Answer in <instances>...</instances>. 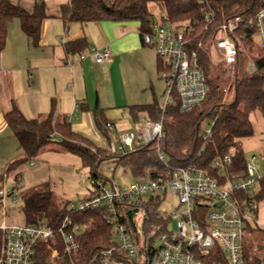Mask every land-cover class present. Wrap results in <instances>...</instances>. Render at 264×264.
Instances as JSON below:
<instances>
[{
	"label": "trees",
	"instance_id": "obj_1",
	"mask_svg": "<svg viewBox=\"0 0 264 264\" xmlns=\"http://www.w3.org/2000/svg\"><path fill=\"white\" fill-rule=\"evenodd\" d=\"M155 3L163 12L161 21L176 26L193 24L196 26L195 44L201 40L209 44L212 35L218 27L230 18L239 16L241 28L238 35L241 42L238 45V60L234 75L220 81L213 71L211 58L204 48H198L199 62L210 84L206 99L190 111H182L178 94L173 92V100L163 110L157 101L144 104H133L127 107L134 120L140 113H146L151 121L162 118L165 135L160 140H152L139 146L128 154L112 153L101 148L91 139L73 130L71 122L65 115L57 114L54 105L50 111L35 118H26L13 103L5 112V120L19 143V148L27 157H34L42 152L48 143L56 142L60 148L78 155L83 166L89 169V177L108 178L99 171L103 161H110L126 168L133 179L158 178L169 174L159 153L171 165L194 163L205 168L212 176L224 180L225 174L232 176L242 171L246 166V154L241 139L254 135L255 129L251 114L260 111L264 118V49L254 58L256 68L250 72L247 69L248 56L244 49L252 52V35L255 32L254 17L264 7V0H66L60 6L59 17L66 28L71 23L81 24L103 20L128 22L137 21L142 36L152 30L155 17L149 9V3ZM212 9L215 13L213 23L205 29L204 10ZM49 16L45 0H34L30 9L13 0H0V52L5 47L8 26L11 21L18 19L23 32L33 45H38L44 20ZM87 46L85 38L75 39L66 44L68 51H81ZM158 69L164 71V65L158 60ZM227 87L225 91L224 88ZM95 124L102 133L107 134L108 122L105 109L94 107ZM208 120L211 124V135L205 148L202 123ZM56 136L58 138H56ZM233 152V163L225 170L212 165L213 159ZM2 178L0 179V182ZM93 190L89 189L79 200L88 199ZM243 196H246L243 194ZM19 205L23 217L22 224L39 223L47 220L51 225L59 224L66 216L77 222H88L89 228L79 237L81 249L76 254H68L60 249L61 264H101L96 253L112 244V228L107 222L104 209L75 211L66 202L57 205L54 192L49 182H42L19 191ZM258 203L264 200V183L256 194ZM161 200L147 198L131 203L127 208L129 228L135 231L136 239L152 233V239L158 233L166 230V223L156 214ZM5 206L0 203V209ZM12 207V206H10ZM8 206V208H10ZM144 210L142 224L143 236L135 224V213ZM257 212L252 213V219L247 221V234L243 241L242 264H264V255L258 249L264 245L252 247L246 242L247 236L259 230H264L257 223ZM8 213L0 216L5 217ZM152 231V232H151ZM148 239V238H147ZM2 233L0 231V258L2 255ZM151 240V239H150ZM36 260L39 264H49L50 250L46 243L40 241L36 245Z\"/></svg>",
	"mask_w": 264,
	"mask_h": 264
},
{
	"label": "built area",
	"instance_id": "obj_2",
	"mask_svg": "<svg viewBox=\"0 0 264 264\" xmlns=\"http://www.w3.org/2000/svg\"><path fill=\"white\" fill-rule=\"evenodd\" d=\"M214 18L212 9L204 10L205 29L213 23ZM254 24L253 44L264 49V7L256 13ZM240 28L241 18H230L218 27L209 44L204 45L201 40L195 44L198 35L195 37L197 28L193 24L176 26L154 21L152 30L142 34V41L155 50L165 68L162 72L167 84L163 110L172 102L173 92L178 94L182 111H190L206 99L210 84L200 65L198 48H204L213 62L229 72H235L237 42H241L237 33ZM89 52L97 63L112 56L108 46H91ZM257 56H249L247 69L250 72L256 68L254 58ZM140 120L146 124L143 130H118L113 122H108L112 139L106 149L124 155L165 135L162 118L157 121ZM210 135L211 126L204 133L202 150ZM262 153L252 152L246 159L245 169L232 176L224 171V180L212 176L205 168L194 163L171 165L159 153L169 169L165 177L136 178L126 185L113 176L106 179L93 177L90 180L94 193L70 208L80 212L91 209L106 211L113 237L110 246L96 253L101 264H242L246 224L259 208L256 194L261 188L260 181L264 179V165L263 173L259 170ZM232 163L233 152L229 151L216 156L212 165L225 170ZM111 170L114 168L111 167ZM174 196L178 203L170 213L165 204L173 201ZM147 198L161 200L156 214L166 223V230L156 235L161 241L158 246L153 245L152 231L147 237L142 235L138 241L136 232L125 221L128 206ZM7 200L13 203L19 201V190L15 186L0 188V203H6ZM173 220L176 222V231L168 227ZM89 226L88 222H77L69 216L57 225H51L47 220L16 224L2 218L0 264H39L36 260V245L40 241H44L50 250V261L58 264L59 247L62 246V250L68 254L78 253L81 249L79 237Z\"/></svg>",
	"mask_w": 264,
	"mask_h": 264
},
{
	"label": "crops",
	"instance_id": "obj_3",
	"mask_svg": "<svg viewBox=\"0 0 264 264\" xmlns=\"http://www.w3.org/2000/svg\"><path fill=\"white\" fill-rule=\"evenodd\" d=\"M45 2L47 6L49 3L56 5ZM62 3L57 2V11L49 13L44 20L38 45H33L18 19L8 26L6 44L0 52V157L5 160V165L0 163L2 185L10 178L11 172H6V168L13 160L8 154L13 133L5 120V112L13 103L29 119L48 113L54 105L57 114L68 117L74 131L105 149L112 136L97 128L92 112L94 107L105 109L106 118L118 130H143L146 124L140 119H149L148 115L140 113L134 120L127 107L160 103L156 91L159 79L164 78L163 71L158 69L160 59L152 47L143 43L139 23L103 20L85 24L74 22L66 28L59 17ZM79 38H85L87 46L81 51H68L66 44ZM91 46H108L112 56L97 63L90 55ZM129 62L146 80L143 96L139 95L138 88L124 85ZM241 144L247 158L252 152L261 151L259 159L264 161V129L241 139ZM263 165L264 162L259 164L261 173ZM15 177L17 183L21 177L17 174ZM262 183L264 179L260 181V187ZM260 204L256 220L264 228V200ZM3 214L1 208L0 216Z\"/></svg>",
	"mask_w": 264,
	"mask_h": 264
},
{
	"label": "rangeland",
	"instance_id": "obj_4",
	"mask_svg": "<svg viewBox=\"0 0 264 264\" xmlns=\"http://www.w3.org/2000/svg\"><path fill=\"white\" fill-rule=\"evenodd\" d=\"M14 2H18L22 4L27 9H30L33 5L34 0H13ZM47 2H54L55 4H50L48 6V13H54L57 11V2H65L66 0H46ZM149 9L153 12L155 20L158 22H161V18L163 15V12L157 7L155 3H149ZM261 48H257L254 44L252 47V52H248V50L244 49L245 54L250 57L258 55L260 53ZM212 58V57H211ZM214 58V56H213ZM211 60V65L213 68V72L219 76L220 81L227 80V77L233 76L234 73L229 72L225 68H223L221 65L217 64L216 62H213ZM127 74H124V85L127 87L129 85V88H138L139 95L144 94V86H145V79L142 76V72H138L136 70L135 66L132 63H127ZM160 83L156 87L157 92V98L161 104L164 103L166 99V81L164 78H160ZM227 88V87H225ZM251 118L253 121V125L255 128V132L260 133L262 129H264V118L260 111H255L251 114ZM211 126L210 122L208 120H205L202 123V130L205 132L207 129H209ZM12 143L10 144L8 148V154H10V157L12 155L13 160L7 165L6 172H11L10 178L7 180L6 183L3 185L0 184V188H9L12 186H15V184H18V189H24L42 182H49L51 185V188L54 192V201L57 205H63L66 202H69V208L72 205H77L79 203V199L89 191V189L92 188L91 180L89 177V169L82 164L81 158L69 151H66L56 143L51 142L46 145V147L42 150V152L34 157H27L23 154V152L19 148L18 140L14 135H12ZM56 138H58L56 136ZM22 153L20 155L19 153ZM250 156H248L249 158ZM247 158V157H246ZM4 158L0 157V163H3ZM260 165L263 164V159H259ZM33 162L32 165L29 163ZM111 167L114 168V170H111ZM126 168L122 165H115L114 163L106 160L103 161L99 166V171L105 175L106 177L113 176L114 178L118 179L121 184H129L133 178L131 177L130 173L125 170ZM20 175L21 179L15 183V176ZM21 200L17 201L16 203H13L11 200H7L6 204L2 208V212L5 214L8 213L6 217V221L10 223H16V224H22L23 223V217L22 213L19 210ZM178 199L174 196L173 201H171L166 205L167 210L172 213L175 205H177ZM259 203V208H260ZM8 206H12L8 208ZM144 219V210L139 209L135 213V224L139 230V232L142 234V224ZM169 229L172 231H176V222L175 220L171 221L168 225ZM143 235V234H142ZM246 242L249 245H252V247H256L257 244L264 245V230H259L255 233H251L247 236ZM161 244V241L156 236L154 237L153 245L158 246ZM259 254L262 256L264 255V248L258 249ZM49 264H54V262L50 261L48 258ZM58 264H61L58 260Z\"/></svg>",
	"mask_w": 264,
	"mask_h": 264
}]
</instances>
